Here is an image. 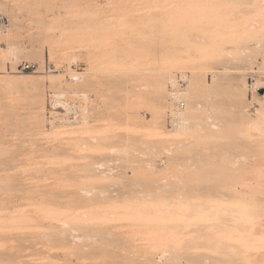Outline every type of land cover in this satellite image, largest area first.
I'll use <instances>...</instances> for the list:
<instances>
[{
	"label": "rangeland",
	"instance_id": "1",
	"mask_svg": "<svg viewBox=\"0 0 264 264\" xmlns=\"http://www.w3.org/2000/svg\"><path fill=\"white\" fill-rule=\"evenodd\" d=\"M180 1L0 0V160L5 168L0 171V264H189L190 259H180L172 251L179 254L194 246L188 245L193 243L189 234L193 226L189 233L185 228L192 221L182 220L186 230L179 228L180 217L174 219L179 216L174 214L177 203L172 204L173 215L161 218L162 223L155 216L167 214L159 206L165 198H173L167 202L175 204L179 191L192 196L195 185L208 187L198 177L207 181L210 174L201 176L193 168L194 174L185 162L191 158L192 164L195 158L198 135L190 134H199L196 123L205 124L209 118L227 122L226 138L234 137L237 145L243 135L238 129L245 130L239 110L264 101V88H259L264 86V47L258 36H236L224 44V55L196 62L195 71L192 66L173 70L155 101L156 68L173 51L187 47L186 32L209 31L199 22L208 19V15L202 18V7L207 9L205 2L210 0H200V8L198 0L197 4L185 0V6L202 10L201 19L182 12L190 23L183 22L193 28L186 25L188 30L178 17L177 4L185 7ZM226 1L211 0L207 9L209 14H220L217 21L224 19L218 22V31L210 29L216 38L225 36L224 25L232 23L226 17L241 4ZM248 2L250 17L258 4ZM211 38L216 41L214 35ZM181 73L187 74L180 88L186 93L181 96L186 106L177 111L170 83ZM197 101L202 104L195 112L199 118L191 121L188 135H179V114ZM205 141L210 137H201L199 143L207 147ZM180 142L184 144L178 147ZM164 147H171L175 155L163 152ZM177 156L181 162L175 161ZM183 169L198 181L188 178V172L184 175ZM180 173L187 176L186 183ZM134 199L137 206H130ZM145 205L147 212L140 209ZM181 229L191 242L185 237L176 240L184 236L179 235ZM167 241L177 250L169 249Z\"/></svg>",
	"mask_w": 264,
	"mask_h": 264
},
{
	"label": "bare ground",
	"instance_id": "2",
	"mask_svg": "<svg viewBox=\"0 0 264 264\" xmlns=\"http://www.w3.org/2000/svg\"><path fill=\"white\" fill-rule=\"evenodd\" d=\"M182 1H180L181 4L187 3V2H189V4H190L194 0L193 1L190 0L191 2L189 0H187V2L185 0H184V2H182ZM201 1H205V0H201ZM210 1H209V3L205 2V5L207 4L209 6V7L208 6H205V7L210 8V6L212 5L210 3ZM230 1H228V2L230 3ZM248 1L244 0L242 2L241 0H239V2L241 4L237 8L235 6L234 10L230 7L232 9V13H230V16L228 15L227 17L226 16L225 17L232 21V23L230 22L231 26L227 27L229 25V23H227V22H226V25L220 24V26L224 25L223 30L226 27L225 31H224L225 36L223 35L224 37H221V36H219L220 34L219 35L217 34L216 36H218V38L215 37V34L212 33L210 29H214L213 30L214 32H215V30L218 31V29H217V26L219 25L218 22L221 21L223 23L224 19H222V20L219 19V21H217L218 19L216 17L220 18L219 13H218V16H216L217 15L216 13H215L216 15L215 14H209L210 12L207 11L208 8L204 9V7H202L203 5H201L202 2H200V0H198V4H197V1H196V4H197L196 6H199V2H200L201 3L200 6L203 8L202 10H204V11L206 10V12H207L206 13L203 11V14H202L203 16L201 15L202 18L206 19L207 15H208V19H206L204 21L202 20V22L201 21L199 22V26H202L204 28V30H209V31H206L207 35H208V33H211V34H209L210 37L208 39H206V36H207L206 34H202L205 32L198 31V29H196V32H194L193 30H191V29H193L191 27V25H187V23H185L187 20L189 22V18H187L189 16L187 15V13L191 12L190 16H195L196 14H198V15H196L197 17H195V18L201 19V16H200L201 13L200 12H202V10L198 11L200 9L197 10L195 5H194L195 7H193V5H191L192 7L186 5L189 8V10L191 8H193V10L189 11V10H187L188 8L184 4L183 5L187 8L186 10H185L184 6H183L184 8H182L181 5L177 4L178 14L181 13L180 15H178V17L181 20L183 19L182 22L185 21V22H183L184 26L187 25L189 28L191 27L190 31H193V32L187 33L185 31L187 35L183 34V35H186L188 37V41H187L188 43H187L186 48H183V49L178 50V51H173V54H171L170 56L169 55L166 56V58L164 59L163 65L156 68V70H155L156 74L153 77V97H154L155 101L156 100L158 101L161 98V96L163 95L164 90H165V86H164L163 81H164V79H166L167 77H169L171 75V72L173 70L187 68V67L192 66L191 67L192 70L195 71L196 67L194 65L196 64V62L206 60L208 58H212V57H215L218 55H224L226 53V49L223 47L224 44H226L227 42H231L234 38H236V36H237V38L249 37L247 35L258 36L257 37L258 43L260 44L261 47H264V0H257L258 5L256 6V9H254V11H253L255 13L251 12L250 17H249V12L251 10L249 11L250 8L247 6V4L248 3L251 4V3ZM217 3H219V2L217 1ZM233 4H235V3H233ZM178 5L185 12L184 11L180 12L179 11L180 7ZM236 5H237V2H236ZM200 6L197 8H200ZM194 8L197 11H195ZM218 8H220V6ZM215 9L216 8H214V10ZM186 11H188V12H186ZM192 11H195L196 13L194 14V12H192ZM213 11L211 10V13L215 12V11L214 12ZM217 11H218V9H216V12ZM223 11H224V9H223ZM182 12H183V15L186 13V15H187L186 20H185L184 16H183L184 18L182 17ZM197 12H199V13H197ZM192 13H193V15H192ZM212 15H213L214 19H213ZM224 15L225 14H223L222 16L224 17ZM228 17H231V18H228ZM190 19H192V17H190ZM212 19L216 20L217 22L213 21ZM182 22H181V24H182ZM191 22H192V20H191ZM197 23H195L196 28H198L196 26ZM184 26H183V28H184ZM222 26H221V28H222ZM186 27H185V29H186ZM188 27L186 30L189 29ZM229 28H230V30H229ZM185 29H183V30H185ZM217 33H219V32H217ZM211 35H212V37L214 35V38L216 40L215 42H211V40H209L211 38ZM230 39H231V41H230ZM211 46L214 48H210ZM263 50H264V48H263ZM262 53H263V51H262ZM181 74L187 75L184 73H181ZM26 75H27V73H26ZM74 78H78V76L75 75ZM175 78L172 79L171 83L175 82ZM259 88H264V86H259ZM184 94H186V93L180 92L178 94V97L182 98L181 96ZM261 97L264 100V94L263 93H262ZM155 103L158 104V102H155ZM59 105H61V103H59ZM185 106H186V103H185ZM201 107H202L201 102L197 101L195 105H193L191 102L189 108H187V110L184 111L185 113L181 112V114H179L180 115L179 121H178L179 123H178V127H177V129L179 131L178 132L179 135H183V134L188 135L187 133H190V129H191L190 123H191V121H195V120H197V118H199V116H197L195 114V112H197L196 110H198ZM235 108H236V112H238L237 111L238 108L237 107H235ZM181 110H183V109H181ZM181 110H179V111H181ZM232 112H234V110ZM239 114H240L241 119L243 121L242 125L245 127L244 128L245 130H243L241 128L238 129V131L240 130V135H241V133H243V135H241V137L237 140V145L234 144V142H236L235 139L233 140L234 137L230 138V136H229L228 138H226L227 137L226 133L230 130L228 125L226 124L227 122L224 123L222 121H214V120H210V118L208 121L206 120L205 124L196 123L194 125L195 128L197 129L196 132H199V134L197 133L196 135H194L195 131H194V133L192 131V133L190 134L191 136L193 135L192 138H195V136L197 137V135H198V137H197L198 143L193 144L196 147L195 148V158L193 159L194 160L193 163L190 164V162L192 161L191 158H188L191 160L190 162H187V161H185V162L188 165H190L192 167V169L194 168L197 173H201V176L204 175L202 172L205 173L206 171H207V173H205V174H210V176L204 175L205 178H207V181L205 179H204L205 181L202 180L203 178H201L199 176L198 177L199 181H198V179L196 178L197 176H195V178H193V176L191 177V175H193V174L189 173L188 169H186L187 171L183 169L182 172L184 173V175L189 173L187 175L188 178L197 179L196 181H198L199 183L201 180V185L204 182L205 184L204 183L203 184L208 186V187L207 188H205V187L201 188L200 186H198L196 188V185H195V188H194L195 192L192 196H188L187 194L183 193L182 191L181 192L179 191V193L177 194L179 197V201L175 202V204L172 203V202H174L172 200L173 198H171V197H168V199L165 198V196L167 194L163 195L164 198L166 199V201H164L165 203L163 202V200H162L161 205H159L157 201L155 202V203H157V205L162 206L161 208L159 207L161 210V213H162V211L167 212V214L164 216H163V214H162V216L160 215L161 216L160 218H159V216H155V218L157 217L156 220L160 219V222L162 220L161 218H163V220H165L164 217L167 216L168 213H170L172 211V204L176 205V203H177V205H176L177 208L175 210L176 213H174V210L172 212L175 215H179V216L174 218V219L176 220L180 217L179 220H181V223H182V220H183V223L187 222V221H189V222L192 221L191 224L187 223L191 226L188 227V225H186L187 227H185V228L188 230V228L190 229L193 226L192 227L193 229L192 230L190 229V230L194 234L191 233L190 230H188V233L190 232L189 234L193 235V238H194L192 241L193 243L192 244L187 243L189 246L194 245L193 247L188 246L189 248H192L193 252L191 249L187 251V249H189V248H187V247L185 248V246L187 245L186 244L185 246L183 245V248H185L184 252L187 251L186 252L187 254H185L183 251H181L182 253H184V255L181 256L180 255L181 252L179 254H177L176 251L171 249L173 247H175V249H176V244H172L173 246L171 247V246H169V241H167L168 242L167 245L169 246V249L173 250L172 252H175L177 257L178 256L181 257V258L180 257H178V258L182 259L183 256H186L187 259H190L188 261H186L187 259L186 260L184 259L186 262H189V264H264V101H262V100L259 101L258 106L253 107V109H250L247 107L241 108L239 110ZM233 116H235V115L233 114ZM203 119H204L203 121H205V118H203ZM236 125H239V124H236ZM235 132H233V133H235ZM162 135L164 136V134H162ZM173 135H175V134H173ZM173 135H171V136H173ZM166 136L168 137V135H166ZM206 136L210 137V141H205V143L207 142V145H208L207 147H206V144L204 146L207 148V151H205L204 147L199 143L201 141V137H206ZM183 144H184V142H180V144L177 146L181 147V146H183ZM191 145H189V147ZM193 145L190 147L191 154H193V151L191 149L193 148V150H194ZM184 146H186V145H184ZM170 148L164 147L163 152L169 153ZM172 152H173V150H172ZM172 152H170L169 154L171 156L175 155V154H171ZM185 156L188 157L186 154H184L183 157L181 156V158H184ZM193 157H194V154H193ZM174 158H175V161L177 159H179L178 161H180V158L178 156L174 157ZM173 163H174V161H173ZM186 163H182V164H186ZM97 166H99V168L103 167V166H100L99 164ZM184 166H186V165H184ZM184 166H183V168H184ZM179 167H182V166H179ZM186 167L188 168V166H186ZM4 169L5 168H4V166L0 160V171L4 170ZM192 169L190 168L189 170L193 172L194 169L193 170ZM184 171L188 172V173H185ZM196 172L194 171V174H197ZM211 172H212V176H211ZM107 173H109V172H107ZM176 173H178V172H176ZM183 173L182 174L180 173L181 174L180 177H183L184 179H181V180L182 181L184 180V182H185L187 180L186 179L187 176L185 177L183 175ZM172 174H174V173H172ZM178 174H176V175L174 174V176L176 177ZM189 175H190V177H189ZM176 178L180 180V178H178V177H176ZM1 180L2 179L0 178V181ZM206 183L209 185H207ZM165 184L167 186V183H165ZM178 184L180 185L181 181ZM168 185H170V184H168ZM180 187H182V185L179 186V188H178L179 190H180ZM186 188H187V186H186ZM164 189L167 192V190H166L167 188H164ZM83 190L86 191L85 187L83 188ZM190 190H192V189L190 188ZM169 191H171V190L168 189V192ZM102 193H100V194H102ZM140 195H142V194H140ZM149 195L150 194H147V196H149ZM145 196L146 195H144V197ZM160 196H161V194H160ZM170 198H171V200H169ZM147 199H148V197H147ZM152 199H153V197H152ZM134 201H135V199H134ZM144 201H145V198L143 200V203H144ZM167 201H172V202L168 203ZM136 203H137V201H135V203L129 202L130 206H131V204H134L135 206H137ZM115 204H117V203L111 204L110 206L113 205L114 207L115 206L119 207L118 206L119 204L118 205H115ZM153 204H154V202H153ZM126 205L128 206V204H126ZM127 206H125V207H127ZM145 207H146V205L144 207H140V209H143ZM148 207H149V204H148ZM175 207H174V209H175ZM156 208H158V207H156ZM163 209H165V210H163ZM144 210L147 212L148 209L145 208ZM158 212H160L159 209H158ZM158 212L156 211V213H158ZM156 213H155V215H158ZM173 213H170V214L173 215ZM181 216H183V217L186 216L187 218L189 217L192 220H190V219L186 220V217L183 218ZM169 218H170V216H169ZM168 219H166V221ZM171 219H173V218H171ZM169 222L170 221H167V223H169ZM158 223H159V221H158ZM174 223L177 226H179L178 223H176V222H174ZM183 223H182L181 227H179V228H182V226L184 224H186V223H184V224ZM66 224L67 223H64L63 226L65 227ZM170 226H172V225H170ZM153 228H154V226H153ZM169 228L171 229L172 227H169ZM185 228L183 227L182 229H185ZM170 229H168V230H170ZM182 229H181V233L179 235L184 233V230H182ZM163 231H165V230H163ZM154 232L155 231H153V234H154ZM186 232L187 231H185V233L183 234L184 235L183 237H178V239H176V240L179 241V239L181 240L185 236H187L188 234ZM75 233H76V231H75ZM109 234H111V233H109ZM168 234H169V232H168ZM185 234H187V235H185ZM162 235H164V233ZM174 235L177 236V234H174ZM153 237L155 238V236L152 235V238ZM189 237L190 236H188L187 239ZM160 239H161V242H163L162 238H160ZM168 239H170V237ZM184 239H186V237ZM187 239H186V241L191 242L190 239L189 240H187ZM165 240H167V239H165ZM170 241H171V239H170ZM184 241L182 240L180 242L183 243ZM170 243H173V242H170ZM179 246H182V244ZM179 248H182V247H179ZM193 248H195V249H193ZM169 249L168 250L164 249V250H166L168 252ZM164 250H163V252H165V253H163V252L162 253L167 254L166 251H164ZM179 250H181V249H179ZM170 251H169V254H170ZM188 252H190L192 255L189 254ZM161 256H162V254H161ZM165 256L166 255H164V257ZM171 256H173L172 253H171ZM175 256L173 258H175ZM186 257H184V258H186ZM173 258H172V260H174ZM191 258H192V260H191ZM170 259H171V257H170ZM170 259L168 258L167 261L169 262ZM190 261H191V263H190Z\"/></svg>",
	"mask_w": 264,
	"mask_h": 264
},
{
	"label": "built area",
	"instance_id": "3",
	"mask_svg": "<svg viewBox=\"0 0 264 264\" xmlns=\"http://www.w3.org/2000/svg\"><path fill=\"white\" fill-rule=\"evenodd\" d=\"M187 75L179 74L175 78V82L170 83V94L172 101L174 103V108L179 111L185 108V102L178 97V94L181 92L180 88L186 81Z\"/></svg>",
	"mask_w": 264,
	"mask_h": 264
}]
</instances>
